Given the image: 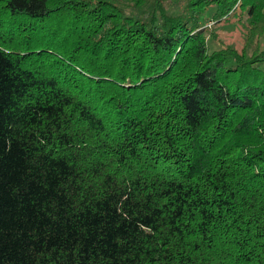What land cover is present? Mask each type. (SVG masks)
Returning a JSON list of instances; mask_svg holds the SVG:
<instances>
[{
  "label": "trees",
  "instance_id": "16d2710c",
  "mask_svg": "<svg viewBox=\"0 0 264 264\" xmlns=\"http://www.w3.org/2000/svg\"><path fill=\"white\" fill-rule=\"evenodd\" d=\"M0 264H264V0H0Z\"/></svg>",
  "mask_w": 264,
  "mask_h": 264
},
{
  "label": "rangeland",
  "instance_id": "374dc122",
  "mask_svg": "<svg viewBox=\"0 0 264 264\" xmlns=\"http://www.w3.org/2000/svg\"><path fill=\"white\" fill-rule=\"evenodd\" d=\"M237 28V27H236ZM225 30H231L232 28L228 27V28H224ZM229 36H226V40L229 43H232L234 46H236L237 48H239L240 46V41H241V37H240V30L237 28L235 30H231L230 33H228Z\"/></svg>",
  "mask_w": 264,
  "mask_h": 264
}]
</instances>
